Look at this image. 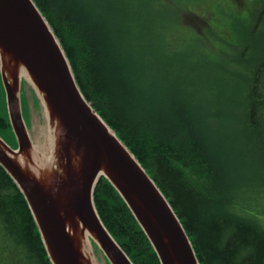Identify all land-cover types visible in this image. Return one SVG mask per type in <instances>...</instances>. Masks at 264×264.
<instances>
[{"label": "trees", "instance_id": "trees-1", "mask_svg": "<svg viewBox=\"0 0 264 264\" xmlns=\"http://www.w3.org/2000/svg\"><path fill=\"white\" fill-rule=\"evenodd\" d=\"M32 1L84 98L169 201L199 264H264V226L255 213H264V61L249 87L229 90V71L218 74L224 79L218 89L200 80L208 75L197 61L186 62L182 45L163 37L166 22L176 25L178 12L190 6L167 8L163 0ZM152 1L158 5L154 10ZM263 16L264 11L258 14L257 24ZM209 61L203 66L208 71L214 66ZM28 93L39 111L24 81L22 110ZM0 137L17 147L1 78ZM225 171L239 172L240 186ZM93 203L132 264H160L104 178L95 186ZM0 264H51L23 194L1 166Z\"/></svg>", "mask_w": 264, "mask_h": 264}, {"label": "water", "instance_id": "water-1", "mask_svg": "<svg viewBox=\"0 0 264 264\" xmlns=\"http://www.w3.org/2000/svg\"><path fill=\"white\" fill-rule=\"evenodd\" d=\"M0 78L17 147L0 137V166L23 194L51 264H132L93 203L100 178L121 197L160 264H199L155 181L78 88L51 27L32 0H0ZM24 81L43 117L41 155L21 109Z\"/></svg>", "mask_w": 264, "mask_h": 264}, {"label": "rangeland", "instance_id": "rangeland-1", "mask_svg": "<svg viewBox=\"0 0 264 264\" xmlns=\"http://www.w3.org/2000/svg\"><path fill=\"white\" fill-rule=\"evenodd\" d=\"M163 3L167 8L177 7L178 3L181 7L190 6V8L183 7L178 12L176 25H173L172 20L171 24L166 22L163 37L167 42L176 41L182 45L186 62L197 61V64L202 68L204 66L205 69L207 63L210 64L209 60L214 63L210 71L200 68L208 75L207 79H200L201 81L220 89L224 79L218 74H227L230 71L232 74L227 80L229 90L233 92L235 88L249 87L251 74L257 65L264 61V16L257 24L258 14L264 11V0H178V2L163 0ZM150 7L154 10L158 5L152 1ZM189 9L192 13L188 11ZM164 26L165 22L162 27ZM220 65H224V68ZM28 95L26 110L24 108L22 110L23 119L37 151L44 155L47 147L41 137L44 135L43 125L41 126L43 117L41 110H36L33 99ZM228 122L233 128L232 118ZM225 172L228 179L233 180L234 186L238 187V184L240 186L239 172L234 171L231 174ZM237 177L239 180L234 179ZM255 213L264 226V213ZM93 251L96 263L104 264L100 252L96 248Z\"/></svg>", "mask_w": 264, "mask_h": 264}]
</instances>
